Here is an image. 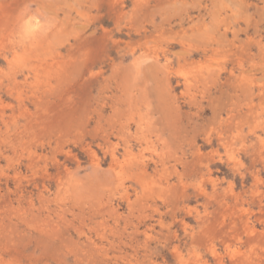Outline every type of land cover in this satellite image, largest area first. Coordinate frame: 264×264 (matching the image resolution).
Instances as JSON below:
<instances>
[{"label": "rangeland", "instance_id": "rangeland-1", "mask_svg": "<svg viewBox=\"0 0 264 264\" xmlns=\"http://www.w3.org/2000/svg\"><path fill=\"white\" fill-rule=\"evenodd\" d=\"M191 263L264 264V0H0V264Z\"/></svg>", "mask_w": 264, "mask_h": 264}, {"label": "bare ground", "instance_id": "bare-ground-1", "mask_svg": "<svg viewBox=\"0 0 264 264\" xmlns=\"http://www.w3.org/2000/svg\"><path fill=\"white\" fill-rule=\"evenodd\" d=\"M150 126V125H149ZM138 128V127H137ZM141 134V133H140ZM108 141V140H107ZM14 142V141H13ZM112 156H113V160L114 161H116V166H119L120 167V169L118 170V172H119V175H121L122 174V170H123V163H122V161H120L119 160V158L117 157V155H116V153L115 152H113L112 153ZM132 158V157H131ZM137 159V158H136ZM126 161V160H125ZM130 161V160H129ZM117 172V171H116ZM180 263V262H179ZM192 264V263H191Z\"/></svg>", "mask_w": 264, "mask_h": 264}]
</instances>
